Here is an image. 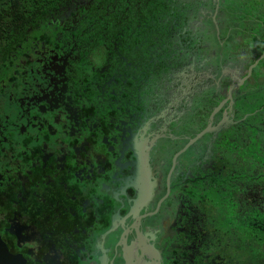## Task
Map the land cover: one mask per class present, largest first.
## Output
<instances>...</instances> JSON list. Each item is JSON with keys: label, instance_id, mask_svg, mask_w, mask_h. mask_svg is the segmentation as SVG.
Wrapping results in <instances>:
<instances>
[{"label": "flooded vegetation", "instance_id": "1", "mask_svg": "<svg viewBox=\"0 0 264 264\" xmlns=\"http://www.w3.org/2000/svg\"><path fill=\"white\" fill-rule=\"evenodd\" d=\"M264 0H69L0 56V241L19 264H257Z\"/></svg>", "mask_w": 264, "mask_h": 264}, {"label": "trees", "instance_id": "2", "mask_svg": "<svg viewBox=\"0 0 264 264\" xmlns=\"http://www.w3.org/2000/svg\"><path fill=\"white\" fill-rule=\"evenodd\" d=\"M69 0H0V56L20 43L29 29ZM251 247L256 242L257 264H264V215L249 224Z\"/></svg>", "mask_w": 264, "mask_h": 264}, {"label": "water", "instance_id": "3", "mask_svg": "<svg viewBox=\"0 0 264 264\" xmlns=\"http://www.w3.org/2000/svg\"><path fill=\"white\" fill-rule=\"evenodd\" d=\"M0 264H19L18 259L8 254L4 245L0 241Z\"/></svg>", "mask_w": 264, "mask_h": 264}]
</instances>
